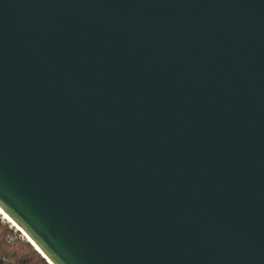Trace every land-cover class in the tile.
Returning a JSON list of instances; mask_svg holds the SVG:
<instances>
[{"label":"water","instance_id":"1","mask_svg":"<svg viewBox=\"0 0 264 264\" xmlns=\"http://www.w3.org/2000/svg\"><path fill=\"white\" fill-rule=\"evenodd\" d=\"M0 208L49 264H264V0H0Z\"/></svg>","mask_w":264,"mask_h":264},{"label":"trees","instance_id":"2","mask_svg":"<svg viewBox=\"0 0 264 264\" xmlns=\"http://www.w3.org/2000/svg\"><path fill=\"white\" fill-rule=\"evenodd\" d=\"M0 218V264H49L35 247Z\"/></svg>","mask_w":264,"mask_h":264},{"label":"bare ground","instance_id":"3","mask_svg":"<svg viewBox=\"0 0 264 264\" xmlns=\"http://www.w3.org/2000/svg\"><path fill=\"white\" fill-rule=\"evenodd\" d=\"M0 217L4 221H6L7 223H10L17 230L21 231V228L1 208H0ZM22 234H23V236H24L25 239H27L28 241H31V239L23 231H22Z\"/></svg>","mask_w":264,"mask_h":264},{"label":"rangeland","instance_id":"4","mask_svg":"<svg viewBox=\"0 0 264 264\" xmlns=\"http://www.w3.org/2000/svg\"><path fill=\"white\" fill-rule=\"evenodd\" d=\"M1 218V217H0ZM3 222H5V223H7L6 221H4L3 219H1ZM7 224H9V225H11L10 223H7ZM10 227H12L13 229H14V231L18 234L19 233V236L20 237H22V238H24V236H23V234L19 231V230H17L15 227H13L12 225L10 226ZM6 264H11V263H9V262H7Z\"/></svg>","mask_w":264,"mask_h":264}]
</instances>
